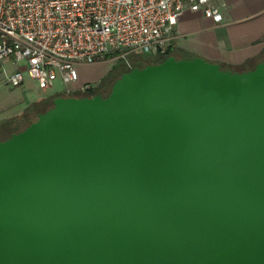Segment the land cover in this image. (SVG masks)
<instances>
[{
    "label": "water",
    "instance_id": "water-1",
    "mask_svg": "<svg viewBox=\"0 0 264 264\" xmlns=\"http://www.w3.org/2000/svg\"><path fill=\"white\" fill-rule=\"evenodd\" d=\"M0 264H264V57L54 98L0 141Z\"/></svg>",
    "mask_w": 264,
    "mask_h": 264
},
{
    "label": "built area",
    "instance_id": "built-area-1",
    "mask_svg": "<svg viewBox=\"0 0 264 264\" xmlns=\"http://www.w3.org/2000/svg\"><path fill=\"white\" fill-rule=\"evenodd\" d=\"M221 0H0V62H25L8 82L20 85L23 73L41 89L56 81L68 93L88 90L80 84V67L129 56L165 55L171 32L186 11H201L222 21Z\"/></svg>",
    "mask_w": 264,
    "mask_h": 264
},
{
    "label": "crops",
    "instance_id": "crops-1",
    "mask_svg": "<svg viewBox=\"0 0 264 264\" xmlns=\"http://www.w3.org/2000/svg\"><path fill=\"white\" fill-rule=\"evenodd\" d=\"M220 11L222 21L217 23L201 11L186 10L171 32L170 52L179 58L202 57L230 69H252L264 57V0H221ZM7 66L16 67L11 61L0 62L4 70ZM108 72L101 70L94 77L81 72L79 83L100 81ZM37 100L25 102L15 114L0 110V122L21 115Z\"/></svg>",
    "mask_w": 264,
    "mask_h": 264
},
{
    "label": "rangeland",
    "instance_id": "rangeland-1",
    "mask_svg": "<svg viewBox=\"0 0 264 264\" xmlns=\"http://www.w3.org/2000/svg\"><path fill=\"white\" fill-rule=\"evenodd\" d=\"M131 56V55H130ZM129 56V59H130ZM150 59V58H149ZM153 60V59H152ZM151 60H144L143 58H139L135 63L138 65H144ZM26 63L21 62L19 65H16V67L13 66H7L6 70H4L2 67H0V110H9L10 113L15 114L16 110L21 108L23 104L27 101H31L32 99L37 100L39 98L40 100H37L35 102H41L45 101L43 98H47L52 94H83L82 90H75L72 93H68V87L61 81H56L52 88H48L46 90L41 89L38 82L33 79L27 71H24V81L20 85H12L8 82L9 76L14 73L17 69H23L25 67ZM125 68V63L122 60H118L115 64L110 62H105L102 64L97 65H89V66H81L80 67V73L86 72L89 73L92 77H94L96 74H98L101 70H123ZM118 71H116L115 74H117ZM112 81V79H110ZM109 80V82H110ZM100 81L97 82H87V83H81L82 85L87 84L92 87H96L99 84ZM38 96V97H37ZM48 100V98H47ZM27 108V107H26ZM25 108V109H26ZM24 109V111H25ZM7 111V112H9ZM24 111L21 112V115H23ZM26 115H28V120H34L36 118V115L38 111H26ZM23 113V114H22ZM21 115L18 116L17 119L21 117ZM28 123L25 121L23 124H21L20 127H24L25 124Z\"/></svg>",
    "mask_w": 264,
    "mask_h": 264
},
{
    "label": "trees",
    "instance_id": "trees-1",
    "mask_svg": "<svg viewBox=\"0 0 264 264\" xmlns=\"http://www.w3.org/2000/svg\"><path fill=\"white\" fill-rule=\"evenodd\" d=\"M171 55H172V53L170 52L169 49L165 55H158V56H149V55H144V54H132L130 56V61L133 65V67L143 68L149 64H158V63L162 62L165 58H167L168 56H171ZM139 58H143L146 61H148V60H151V61L144 64V65H138L135 62L137 60H139ZM222 67L225 69H230L228 67H224V66H222ZM129 70L130 69L127 68L126 66L123 70H118V69L111 70L108 72V74L105 77H103L100 80L99 84L96 87H91L87 91L83 92V94L75 93V94H71V95L93 96L96 94H101L105 97L110 93L111 87H112L114 81L116 79L120 78L123 73L128 72ZM230 70L242 72V71H246L247 69L238 68V69H230ZM116 71H118V73L115 74V76H114V73H116ZM110 79H112V81ZM109 80H110V82H109ZM65 95H67V94H58V95H55L53 97L48 98V100L45 99V101L34 102L25 109V111L23 112L24 114L22 113L23 115H21V117L19 119H17L18 118V116H17V117L11 118V119H6V120L1 121L0 122V141H4V140L8 139L11 135L18 133V132L22 131L23 129H25L27 126H29L33 121H35L37 119V117L40 113L45 112L48 108H50L52 106V102H53L54 98H56L58 96H65ZM27 110H28V112L29 111H38L36 118L34 120H28L29 119L28 115H26ZM25 121H27L28 123H26L23 128L20 127L21 124H23Z\"/></svg>",
    "mask_w": 264,
    "mask_h": 264
}]
</instances>
